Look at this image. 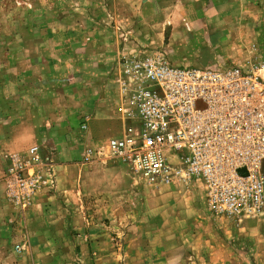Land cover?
I'll use <instances>...</instances> for the list:
<instances>
[{
	"label": "rangeland",
	"instance_id": "1",
	"mask_svg": "<svg viewBox=\"0 0 264 264\" xmlns=\"http://www.w3.org/2000/svg\"><path fill=\"white\" fill-rule=\"evenodd\" d=\"M110 2L0 0V108L9 117L22 111L23 114H19L25 122L30 120L29 112H36V108L41 112L47 107L50 117L49 114L45 117L42 111L40 116L44 119L40 122L54 127L57 133L50 138L61 147L66 143V150L74 153L67 160L69 169L61 172L55 171V162L50 159L55 174L54 187H45L37 195L57 189L69 191L72 182L80 180L84 181L83 187L88 195L85 197L87 201H81L80 195L72 196L73 199L64 203L60 200V208H73L71 215L61 217H72V224L78 229H73L71 236L55 232L56 244L41 248L49 250L50 254L45 256L40 252L38 264H175L168 259L176 254V264H197L204 259L201 255L197 257V250L208 243L217 254L226 248L231 251L232 258L236 254L248 264H264V214L256 218L215 215L208 211L200 183L175 182L183 186L169 191H162V186H148L140 182L126 165L112 158L108 149L110 140L120 137L123 127L126 107L116 80L123 57L162 53L176 67L217 69L243 66L264 56V0H216V6L210 8L201 6V1H190L191 6H179L181 12L185 8L198 14L205 9L210 15L220 11L223 16L216 22L196 24L116 22L115 3L113 6ZM192 25L197 29L193 31ZM95 30L102 34L105 46H108L104 54L115 53V60H109L105 72L107 85L97 88L93 84L87 86L82 79L84 74L64 63L65 53H68L65 48L70 45L76 46L75 50L84 51L85 46L93 42L91 36ZM173 30L177 33L173 34ZM64 32L72 35V41H63L62 35L58 34ZM38 36H42L41 47V44L52 42V54L47 56L52 61L43 71L37 68L32 58ZM56 43L62 45L58 47L60 56H56ZM88 49L96 50L93 47ZM79 59L78 56L76 61ZM190 60L193 63H184ZM38 77L42 81H38ZM47 97L48 104H37L38 98L45 100ZM203 107L202 102L197 103V108ZM102 115L107 118L106 122ZM33 147L39 148V155L44 159L58 152L50 150L38 137L36 144L21 152L8 153V158L28 154ZM89 150L95 154L88 159ZM72 189L80 190L78 185ZM166 193H176L178 199L159 198V194ZM37 195L28 207H18L21 212H28ZM112 197L115 199L114 224L109 213L104 211L103 217L95 213L97 199L110 207ZM161 211V218H167L162 229H151L150 220L147 227L144 226V213L157 220L160 217L159 213L156 214ZM21 214L20 219L25 221V217L22 219L24 212ZM101 229H104V241L96 244L94 238ZM22 235L25 241L29 237L26 230H22ZM183 240L195 248L181 253L179 248H182ZM166 249L167 256L163 252Z\"/></svg>",
	"mask_w": 264,
	"mask_h": 264
},
{
	"label": "built area",
	"instance_id": "2",
	"mask_svg": "<svg viewBox=\"0 0 264 264\" xmlns=\"http://www.w3.org/2000/svg\"><path fill=\"white\" fill-rule=\"evenodd\" d=\"M176 66L162 53L120 60L126 108L122 134L109 142L111 157L151 187L200 183L215 215H263L264 56L227 68ZM94 154L89 150L88 159ZM9 160L6 195L14 206L24 209L54 187L53 162L38 147Z\"/></svg>",
	"mask_w": 264,
	"mask_h": 264
},
{
	"label": "crops",
	"instance_id": "3",
	"mask_svg": "<svg viewBox=\"0 0 264 264\" xmlns=\"http://www.w3.org/2000/svg\"><path fill=\"white\" fill-rule=\"evenodd\" d=\"M84 1L85 4H87L92 0H80L81 3ZM190 1H201V6H205L209 8L216 6V0H111L110 5L114 6L115 3L116 22L143 21V22H153V23L164 22V23L196 24L201 22L203 23L216 22L218 21L217 19L220 20L223 17L220 11H218V13L216 11L214 14L210 15V12L206 11L205 9L199 11L198 14H196L197 13L196 11L191 12L189 9H185V8L184 10H182L183 12H181V10H179L181 9L180 8L181 6L186 7L192 5V3L190 4ZM139 17L141 19H139ZM192 26H193L192 28L193 31L197 29L196 25H192ZM175 30L172 31L173 34L176 32ZM244 31L247 32V29ZM98 32H99L98 30H95V32L92 34L91 37L93 42L89 46L88 45L85 46L87 48L84 51H80L79 49L75 50L76 46L75 47L73 46L74 48L70 45L69 47L66 48L63 46L65 50H67L68 52L65 53L66 59L64 60V63L66 65H69V67L71 68L74 67L76 71H80L81 73H83L84 78L82 79L86 82L87 86L93 84L96 88L104 87L105 85H107V82L105 80L108 76H105V72L108 71L110 65L108 62L110 59L112 61L115 60V53L109 55L104 54L106 53L107 50L106 47L108 46H105V42L103 41L104 37L102 36V34ZM58 35H62L63 41L66 42H68L69 39L71 41L73 39L72 35L66 32L60 33ZM41 38L42 36L36 37V39H38V44H37V48L33 47L32 58H33V62L36 63L37 68L40 71H43L47 66H49V62L52 61L50 59H47V56L52 54L51 52L52 48L50 47L52 42L41 44L42 45L41 47L40 46ZM57 38H55V40ZM71 41H69V43L72 45L73 43ZM111 45L114 47L113 43H111ZM61 46L56 43V47H55L57 48L56 56L61 55L59 54L60 49H58V47L61 48ZM88 47L96 48V50L93 52V50L92 49L89 50ZM119 52L120 51H117V53ZM93 53L95 54L94 57L92 55ZM78 56L80 57L79 62L76 61L78 59ZM182 60L184 61L185 59L182 58ZM183 61H180V63H183ZM184 63L185 64L193 63V61L190 60ZM117 74H119V72H117L116 75ZM38 78H39L38 81H42L40 77ZM117 79L118 76L116 77V80ZM115 87H116V82H115ZM48 99H49L48 97L45 100H40L38 98L36 101L37 104H40L39 106H41L44 103L48 104L49 103ZM35 111L36 112L34 111L29 112L28 115L30 120L24 122V119L21 118L22 115L19 114V113L23 114L22 111L19 110V112L14 113V116L10 115L9 117L7 112L3 108H0V264L40 263V254H39L40 252L44 253L45 256L46 255L48 256L50 254L49 250L43 251L41 250V248L47 246L52 247L56 244L54 242V240L57 239L55 232L57 231L62 233L64 232L65 234H69V236H71L70 234L72 230L78 229L76 226H74V224H72V220H73L71 219L72 217L69 216L61 217L65 214L71 215L73 208L71 207L60 208L62 207L60 206L61 205L60 200H62V202L64 203L66 200L70 201V199H73L72 196H75L76 198L78 197V195H80L81 201L82 200L87 201L85 197H87L88 195L83 187V184L85 183L84 181L81 180L73 181L71 186L72 188L73 187L76 188V186L78 185L80 190H76V189L74 190L71 188L69 191H60L57 189L55 191H49L37 195L34 199L33 206L28 210V212H26L25 214V211L24 210L22 211L24 212L22 219H24L25 217V221L24 220L22 221L20 219L22 215L21 209L14 206L8 200L6 195V180H5L8 173V169L10 167V161L8 160L9 159L8 153L21 152L22 150L30 147L31 145L36 144L39 137V140H41L46 146H48L50 150L58 151L57 153L56 152L52 153L49 158L55 162L54 165V168H56L55 171L61 172L63 169H69L67 168L69 164L67 160L68 158L74 156V153L72 151L66 150V146H67L66 143L63 145V147L65 148H63L61 147L60 143L50 138V136H53L57 133L55 128L48 127L44 123L40 122V120L44 119V117L40 116V113L43 111L42 113L46 114L45 117H48V114L50 117V110L48 111L47 107H43L41 112H37L38 111L37 108ZM102 119L105 122L107 121L106 120L107 118L104 115H102ZM122 123H123V127L121 130V134L124 128V120ZM55 142L57 143V145H55ZM70 169H71L70 171H73L72 168ZM102 170L104 171V169ZM193 183L195 184V182ZM176 186H183V185L179 183L164 185L162 186L163 188L162 191H169L178 188ZM203 193L205 197L204 188H203ZM176 195L178 194L176 193L174 194L166 193L165 195L159 194V198L167 199L168 197H172V199H178ZM96 203L98 204L96 206L95 213L101 217H103L104 211L106 213H109V215H111L112 217V222L114 224L115 199H113L112 197L110 207L105 206V203L98 199L96 200ZM162 212L163 211L157 212L156 215L158 216L159 213V217H160L157 220H153L147 212L144 213L145 216L144 226L147 227V221L150 220L149 226L151 229H162L167 223L166 222L167 218H161ZM22 223H24L25 225L22 226ZM22 230L23 231L26 230L29 235L26 241L23 238ZM103 231L104 229L99 230L98 235H96L95 238L93 237L95 241L94 243L103 244L104 241ZM181 237L184 238V236L182 235ZM164 242L167 245V241L164 240ZM186 242L187 241L183 240V244H180L182 247L179 248L181 249V253H183V250L190 249L191 247L193 249L195 248L192 244H188ZM107 243H109V240H107ZM108 245H110V243ZM16 246H19V249H17L18 252L15 250ZM112 246L113 244L111 245V247ZM163 252L167 256V249L164 250ZM168 253L171 254V252ZM196 254L197 257L201 255L204 258L201 260V262L199 263L197 262V264H248V262L245 259L241 258L236 254H235L236 258L235 257L232 258L231 251L228 249L226 250V248H224V250L222 249L221 253L217 254L215 252V248H213V246H210V243H208L205 246L204 244H202L200 250H197ZM205 258H207V260H205ZM196 260L199 261V258H197ZM168 261L170 263L172 261L175 264L178 263L177 254L174 258H169Z\"/></svg>",
	"mask_w": 264,
	"mask_h": 264
}]
</instances>
